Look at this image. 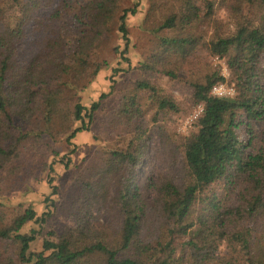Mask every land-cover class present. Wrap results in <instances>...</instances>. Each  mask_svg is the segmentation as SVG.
I'll return each mask as SVG.
<instances>
[{
  "label": "trees",
  "instance_id": "16d2710c",
  "mask_svg": "<svg viewBox=\"0 0 264 264\" xmlns=\"http://www.w3.org/2000/svg\"><path fill=\"white\" fill-rule=\"evenodd\" d=\"M218 2L227 21L202 17L193 0H176V8H168L149 28L152 52L139 68L177 78L181 62L200 39L194 31L204 23L213 28L205 48L224 58L229 69L228 81L235 88L230 96L210 93L214 84L225 81L219 74L190 82V103L201 104L202 110L186 137L171 140L173 165L181 156L176 177L139 182L152 137L140 119L152 111L150 122L159 126L160 114H179L182 107L171 93L136 78L116 114L127 135L89 172L88 195L74 194L69 201L74 225L60 234L41 232L52 212L49 198L40 215L31 206L11 219L0 211V264H264V0H250L247 16L243 0ZM135 6L120 11V0H0V194L21 171L17 160L24 141L40 140L62 118L64 91L98 72L90 58L113 24L124 40L121 55L127 60L126 17L136 12ZM42 7L48 12L41 14ZM67 14L70 19L57 25ZM43 30L48 33L39 35L38 51L22 60L18 42ZM105 96L89 105L75 101L71 119L79 125L72 128L68 119L63 125L72 149L61 156L52 149L50 163L46 152L39 153L44 169L52 171L55 160L71 166L72 139L89 129ZM37 113L42 120L36 129L19 125ZM48 182L54 194L51 173ZM109 201L120 215L117 224L98 220ZM160 220L163 226L154 235L152 224ZM29 222L38 229L22 231ZM38 235L41 247L34 249Z\"/></svg>",
  "mask_w": 264,
  "mask_h": 264
},
{
  "label": "rangeland",
  "instance_id": "374dc122",
  "mask_svg": "<svg viewBox=\"0 0 264 264\" xmlns=\"http://www.w3.org/2000/svg\"><path fill=\"white\" fill-rule=\"evenodd\" d=\"M193 2L198 6L199 15L202 17L214 16L221 22L228 20L227 12L219 7L218 0H193ZM134 4L136 12L128 14L126 17L129 44L124 56L128 61L121 55L124 40L120 37L121 33L117 30V26L113 24L111 31L90 58L91 66L99 65L98 72L84 78L82 84L75 89L70 87L64 91L62 118L56 119V124L44 132L40 140L30 137L24 141L23 152L17 160V163L21 165V171L14 177L9 189L0 194V211L5 214L6 218L11 219L27 206L33 207L40 215L46 210L45 199L49 198L53 201V206L50 208L52 212L47 216L41 232L53 230L60 234L74 225V220L69 215L70 210L68 209L70 199L74 194H78L80 198L88 195L86 185L92 180L90 173H93L94 166L103 160L110 146L117 145V141L127 135L119 125L120 122L117 120L116 114L123 96L126 94V89L131 88L134 79L149 80L165 92L171 93L182 107L179 114H160L164 117L159 122V126L150 122L152 111L145 112V115L140 119V122L152 131V137L148 142V152L140 167V183L145 177L155 180L163 176L176 177L178 174L181 156H178L177 163L173 165L169 149H172L173 145L171 140L186 137L193 129L199 104L192 106L190 103L191 81L202 80L206 75L216 73L225 79V81L217 83L232 87L235 91L233 84L228 81L230 72L225 59L210 55L205 48V41L213 28H209L204 23L198 24L194 31L195 36L200 39L194 44L191 53L181 62L177 78L172 79L159 72L150 73L139 69L141 62L148 60L152 52V33L149 28L168 12V8H176L177 4L176 0H120V11L130 8ZM249 4L250 0H243V14L246 16L251 12ZM40 11L41 14H45L48 9L42 7ZM230 18L232 19L231 15ZM69 19V14L62 15L57 25L67 22ZM47 33L46 30H43L41 33L32 34L18 42L17 50L20 58L27 60L34 55L39 49V35L41 37ZM102 93H106V96L100 99L99 108L94 112L89 129L76 133L72 139L75 150L71 154V166L64 168L63 164L55 160L52 171L44 169L42 155L39 153L46 152L45 162L50 163L53 160L52 149L57 150L60 156L69 153L72 149V146H69L65 140L68 129L64 130L63 125L67 119L71 121L72 128L79 125L78 121L71 119L75 101L78 99L83 104L89 105L98 100ZM141 97L144 98V96ZM41 120V114L37 113L30 122L20 121L19 125L23 129L33 130L38 127V122ZM159 127L165 131L167 136L160 135ZM48 173H51L53 177L52 185L56 188L54 194H51L52 186L48 182ZM149 190V195L152 197L154 192L152 188ZM112 192L113 188L109 186V198ZM114 207L110 201L101 207L98 212V220L102 223L117 224L120 221V215L117 208ZM96 212L97 209H93V213ZM163 223L164 220L153 222L152 234L155 235ZM31 228L38 229V225L29 222L22 231ZM170 235V232L165 235L166 242L170 240ZM41 241L42 236L38 235L37 240L33 243V248L40 249Z\"/></svg>",
  "mask_w": 264,
  "mask_h": 264
},
{
  "label": "built area",
  "instance_id": "2783aa9c",
  "mask_svg": "<svg viewBox=\"0 0 264 264\" xmlns=\"http://www.w3.org/2000/svg\"><path fill=\"white\" fill-rule=\"evenodd\" d=\"M233 92L234 89L232 87L229 88L222 83H216L210 89V93L216 96H230L233 94ZM201 110H202V105L199 104L198 111L195 115L197 116L201 112Z\"/></svg>",
  "mask_w": 264,
  "mask_h": 264
}]
</instances>
